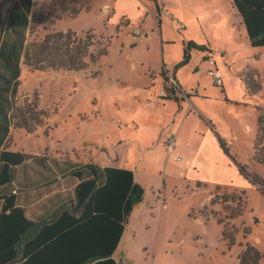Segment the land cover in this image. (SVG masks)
<instances>
[{"label":"rangeland","instance_id":"1","mask_svg":"<svg viewBox=\"0 0 264 264\" xmlns=\"http://www.w3.org/2000/svg\"><path fill=\"white\" fill-rule=\"evenodd\" d=\"M158 1L155 16L135 0H115L114 13L103 10L113 0H92L81 13L70 0L48 2L43 13L36 7L27 44L62 30L83 42L91 32L87 51L107 53L84 72L23 70L15 103L21 116L40 122L28 119L31 131H11L9 149L48 154L66 166L133 172L142 199L126 218L117 264H241L243 256L254 264L255 254V264H264V194L239 173L244 167L264 182V165L253 160L258 109L264 108V47L248 43L231 0ZM187 42L207 51L191 50L184 66ZM203 56L211 58L202 62ZM213 60L231 75L223 89L208 75ZM166 64L192 89L196 112L189 117L186 101L178 112L174 102L157 99ZM242 74L257 82L255 95ZM182 92L177 96L184 98ZM146 118L155 123L145 125ZM174 137L176 149L168 155L164 143Z\"/></svg>","mask_w":264,"mask_h":264},{"label":"trees","instance_id":"2","mask_svg":"<svg viewBox=\"0 0 264 264\" xmlns=\"http://www.w3.org/2000/svg\"><path fill=\"white\" fill-rule=\"evenodd\" d=\"M231 3L250 45L264 47V0H231ZM35 8L32 0H17L7 16L6 26L0 28L1 145L11 123L16 128L31 131L28 119L40 122L21 116V109L4 96L9 92L13 98L17 95L21 65L32 73L84 72L88 67H95L99 58L107 53L106 48L95 54L87 51L93 39L90 32L85 34L83 42H75V33L71 31H60L46 33L40 43L27 44ZM46 30L43 29L44 33ZM191 50L205 48L190 42L184 44L181 65L188 62ZM241 80L247 91L255 95L257 82L245 74L241 75ZM218 141L226 152L225 143L221 139ZM30 158L8 151L7 145L0 151V264H117L111 257L120 243L127 216L142 199V189L136 184L133 172L90 164L78 169L72 164L71 175L79 180L74 200L60 208L52 220L33 223L22 208L15 206L11 189L15 168L23 166ZM253 160L264 165V108L258 109ZM239 169V173L251 185H258L264 194V182L248 173L246 168ZM83 170L87 178L83 177ZM244 259L243 256L241 264H246ZM252 259L255 264L258 255Z\"/></svg>","mask_w":264,"mask_h":264},{"label":"crops","instance_id":"3","mask_svg":"<svg viewBox=\"0 0 264 264\" xmlns=\"http://www.w3.org/2000/svg\"><path fill=\"white\" fill-rule=\"evenodd\" d=\"M54 1H57V4L59 6L65 5L67 2V0H47V1L32 0V3H34L35 7H38L40 9V11L43 13V12H45V10L43 11V9H47V10L49 9V7L47 6V3L48 2H54ZM70 1H72L73 4H75V6L78 5V9H76V11H78V13L83 12L85 9H89L92 6V4H91L92 0H70ZM101 1H103L105 3L107 0H101ZM113 1L114 2H112L113 5L111 6V8L108 4H104L103 10L105 12L112 11L114 13V7L116 6L115 5L116 2H115V0H113ZM150 1L152 3H150V5H148V0H135V2H137L138 6H141L140 3L141 4L144 3V5H147L148 7H147L146 12L151 13L153 16H155L154 13L151 11V8L153 6L156 10L155 12L157 14H160V9H159V5H158L159 1L158 0H150ZM163 1L165 3V0H163ZM16 2H17V0H0V28L6 26L7 16L9 14V12L12 10V7ZM162 6H164V5H162ZM164 10H165V7H164ZM56 11H59V10H56ZM155 20H157L156 17H155ZM157 22H158V24H160L159 20H157ZM145 23H146V19L142 22L141 27H144ZM182 25L186 29L184 22H182ZM62 31H65V30H62ZM144 37L145 38L147 37L146 33H144ZM162 38H163V36H162ZM163 41L167 42V39L164 38ZM191 41H193V40H191ZM247 41H248V39H247ZM193 42L197 43L196 41H193ZM190 43H192V42H190ZM248 43H249V41H248ZM199 45L200 46H198V47H202L203 49L205 48L203 44H199ZM204 51H207V49L205 48V50H201V52H203V53H204ZM210 58L211 57H209V56H203L202 62H207L210 60ZM212 62L214 63L213 67L215 69H217L221 74V78H222V82H223L221 89H223V87H225V83H224L225 76L227 75L228 77H230L231 75H229L225 71H222L221 64H218L214 60ZM187 63L185 65H187ZM20 69H21V74H22L23 70L27 71V68L24 65H21ZM21 74H20V77L18 78L19 87H18L17 95L13 98L11 96L10 92L7 94H4V96H6L9 101L11 100L12 102H14L15 106H16L15 101H16L19 93H20L19 91L21 90L20 89ZM223 74H224V76H223ZM178 75L179 74L177 73V68L174 67L173 72H171V68H169V66L167 64L163 65L162 74H161V77L163 79L162 80L163 83H162V89L161 90H167L169 88L168 77H173V78H175L177 83L183 87V91H185V92L181 91L180 86H179L180 90H178V91L183 93L184 98L180 97V95L177 96V94H179V92H178L174 96V97H176V99H174L173 96L158 97L157 99L161 100V101H172V102H174L175 103L174 105L177 106L175 108V110L177 109L178 112L183 110V106L182 105L180 106V104L183 103L182 100L186 101L187 102L186 117H189L190 113L196 112L194 109L193 103H191V99L193 97L192 93H191L192 89L187 90V85H186L187 81H185V79H181ZM156 80L157 79H153L151 81V84L155 83ZM10 89H12V86H10ZM153 100H150V101H152L151 105L155 106L157 102H153ZM194 103L197 104L195 101H194ZM162 107L164 108V105H162ZM192 110H194V112ZM150 114L151 113H149L148 116ZM143 120L145 122V119H143ZM2 121H3V114L1 111V107H0V125H1ZM149 121H151V119L146 118V124L145 125H151L152 123H155L154 121H151V122H149ZM18 128H20V127H18ZM18 128L14 127L12 125V123L8 128L9 129L8 135L6 136V138L3 141V145H5V146L7 145L8 151H11L9 149L10 143L8 141L10 139L11 131H15ZM179 129H178V131H179ZM178 131L176 133H178ZM172 132L174 133L175 129H173ZM2 135L3 134H2L1 129H0V140L3 137ZM179 135H180V133H178V136ZM174 140L176 143V137H174ZM165 142H166V140H165ZM3 145L0 144V151L3 148ZM164 147H165V143H164ZM175 149H176V146H175ZM165 150H166V148H165ZM11 152H13V151H11ZM15 153H19V152H15ZM27 156H30L31 158L28 159L23 166H19V167L15 168V177H14V180H13L12 185H11L12 193L15 196V206L22 208L24 210L26 218L33 223H41V222L50 221L57 214V211L60 208H62L65 205H68L71 201L74 200V189L77 186V184L79 183V180L76 177H74L73 175H71V171H72L71 169L72 168L70 166H66L65 162L61 159L57 160L55 158H51L48 156V154H35V155H27ZM40 160H42V164L40 163ZM188 163H190V162L188 161ZM81 167H83V165H80V166L77 165L78 169H82ZM100 168H105V167H100ZM117 169H119V168H117ZM84 171L85 170H83V173H84ZM83 177L87 178V172H86V174L84 173ZM115 252L111 258L114 259L115 261H117L116 256H115Z\"/></svg>","mask_w":264,"mask_h":264},{"label":"built area","instance_id":"4","mask_svg":"<svg viewBox=\"0 0 264 264\" xmlns=\"http://www.w3.org/2000/svg\"><path fill=\"white\" fill-rule=\"evenodd\" d=\"M140 34L139 30H134L133 31V35L138 36ZM210 63L213 65L214 63L212 61H210ZM209 77H211L213 79L214 85L216 87L221 88L223 85L222 82V78H221V74L217 69L214 70H210L208 72ZM168 84H169V88L167 90H161L159 93L160 97H168V96H175V94L178 92L179 90V85L177 83V81L175 80V78L173 77H168ZM191 111V110H190ZM194 112V110H192ZM165 148H166V152L167 154H171L175 151V140L174 138H168L165 142ZM177 161H179V159L177 158Z\"/></svg>","mask_w":264,"mask_h":264}]
</instances>
